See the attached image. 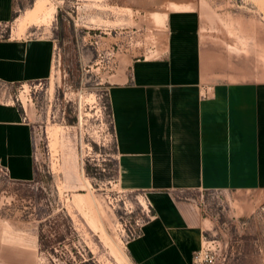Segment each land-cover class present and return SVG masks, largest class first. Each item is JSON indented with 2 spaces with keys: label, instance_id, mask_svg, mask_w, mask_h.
Returning <instances> with one entry per match:
<instances>
[{
  "label": "rangeland",
  "instance_id": "374dc122",
  "mask_svg": "<svg viewBox=\"0 0 264 264\" xmlns=\"http://www.w3.org/2000/svg\"><path fill=\"white\" fill-rule=\"evenodd\" d=\"M41 1L54 18L21 31L17 20ZM14 3L0 40L49 39L55 51L49 79L0 85V101L29 124L33 161L24 182L0 167V264H132L127 243L150 213L121 182L107 90L131 60L160 54L165 14L185 8L198 13L201 41L220 65L264 79V0ZM194 196L204 218L198 264H264V191Z\"/></svg>",
  "mask_w": 264,
  "mask_h": 264
},
{
  "label": "crops",
  "instance_id": "0c3cea01",
  "mask_svg": "<svg viewBox=\"0 0 264 264\" xmlns=\"http://www.w3.org/2000/svg\"><path fill=\"white\" fill-rule=\"evenodd\" d=\"M177 10L165 14L160 54L131 60L107 90L121 182L150 213L127 243L132 264H191L204 221L195 194L264 191V79L225 69L201 41L198 13ZM15 12L0 0V26ZM54 51L49 39L0 40V85L49 79ZM0 167L33 177L29 124L1 101Z\"/></svg>",
  "mask_w": 264,
  "mask_h": 264
},
{
  "label": "bare ground",
  "instance_id": "6f19581e",
  "mask_svg": "<svg viewBox=\"0 0 264 264\" xmlns=\"http://www.w3.org/2000/svg\"><path fill=\"white\" fill-rule=\"evenodd\" d=\"M43 1H41V3H38L37 5H35V7H33L31 10H29L28 13H26L20 20L18 21V25L20 28V30L22 31V28L25 26H28L27 24H33V25H38V24H44V23H50L51 20L54 18V13H55V9L53 6H45L44 3H42ZM186 9V8H185ZM178 11V10H177ZM32 26V25H31ZM27 28V27H26ZM25 28V29H26ZM76 196V195H75ZM81 196V195H80ZM79 198V196H78ZM76 198V199H78ZM73 199V198H72ZM81 200V199H80ZM74 201V200H73ZM83 201V200H82ZM80 202V201H79ZM87 202V201H86ZM78 203V202H77ZM82 203V202H81ZM92 203V202H91ZM84 204V203H83ZM86 204V203H85ZM74 205V204H73ZM79 205V204H78ZM93 205V204H92ZM89 206V205H88ZM81 210V209H80ZM82 213V212H81ZM85 213V212H84ZM102 213V212H101ZM80 214V213H79ZM100 214V213H99ZM81 215V214H80ZM90 215V214H89ZM85 217V216H84ZM87 218V217H86ZM152 218V217H151ZM89 221V220H88ZM95 221H93L94 223ZM86 223V222H85ZM95 228V225L93 226ZM203 230V229H202ZM98 231V230H97ZM201 231V230H200ZM96 233V232H95ZM99 236V235H98ZM97 236V237H98ZM103 246V245H102ZM109 247V246H108ZM110 248V247H109ZM111 249V248H110ZM109 249V251H110ZM115 254V253H114ZM118 261L121 260L123 261L122 257L118 256Z\"/></svg>",
  "mask_w": 264,
  "mask_h": 264
},
{
  "label": "built area",
  "instance_id": "2783aa9c",
  "mask_svg": "<svg viewBox=\"0 0 264 264\" xmlns=\"http://www.w3.org/2000/svg\"><path fill=\"white\" fill-rule=\"evenodd\" d=\"M3 169H0V171L2 172ZM5 175V173H4ZM200 256V251H196L192 254V264H198V259Z\"/></svg>",
  "mask_w": 264,
  "mask_h": 264
}]
</instances>
